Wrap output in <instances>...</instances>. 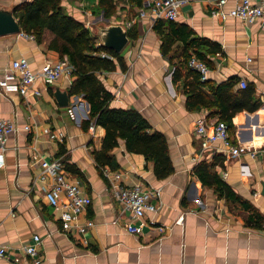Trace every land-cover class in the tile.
<instances>
[{
    "label": "crops",
    "instance_id": "crops-1",
    "mask_svg": "<svg viewBox=\"0 0 264 264\" xmlns=\"http://www.w3.org/2000/svg\"><path fill=\"white\" fill-rule=\"evenodd\" d=\"M24 1L30 0L0 3L11 6ZM98 2L60 0L65 12L90 32L91 23L105 20L125 24L127 32L135 36L121 52L126 70L117 66L98 77L113 95L110 107L138 111L152 130L164 135L174 170L157 179L152 164L142 154L127 152L122 140L110 152L124 185L160 189V196L151 200L156 211L135 222L139 233H129L130 214L115 201L92 155L101 149L104 129L84 128L89 107L82 96H68L67 107H59L54 98L56 88L69 90L73 77L62 76L47 87L37 82L31 89H40V96L0 92V119L17 126L6 140L5 165L0 168V246L6 250L0 264H264V229L251 227V209L219 198L193 172L201 161L214 163L212 170L240 201L264 216V30L237 18L211 16L210 0H190L172 21L190 27L194 32L190 39L205 38L220 46L214 53L207 45L188 49L189 54L197 50L210 61L211 67L205 63L209 68L206 80L219 84L234 76L239 79L237 89L244 88L240 86L243 79L253 85L255 97L262 102L254 112L234 115L230 132L234 144L248 142L256 156H230L221 142L201 146L195 134L197 120L209 126L218 116L210 115L208 109L188 111L181 82H172L173 68L182 65V42L176 41L167 55L161 54L160 34L153 28L157 20L137 15L146 0L142 6L135 0H113L114 11L108 18ZM228 2L226 8L233 0ZM159 20L164 26L171 22ZM19 34L0 36V80L20 57L27 59L31 70L47 61L67 60L48 49L49 32L41 42ZM24 125L30 127L29 132L22 129ZM45 130L58 134V139H50ZM53 159L64 164L67 177L78 180L90 197L89 206L69 232L63 231L58 210L48 205L44 195L53 179H41V162ZM180 217L181 224L177 223ZM87 220L93 226L79 232L77 227ZM33 235L40 238L36 246L39 262L23 254L27 245L34 244ZM15 257L19 260L14 261Z\"/></svg>",
    "mask_w": 264,
    "mask_h": 264
},
{
    "label": "trees",
    "instance_id": "trees-1",
    "mask_svg": "<svg viewBox=\"0 0 264 264\" xmlns=\"http://www.w3.org/2000/svg\"><path fill=\"white\" fill-rule=\"evenodd\" d=\"M135 1L142 6V0ZM98 3L104 17L108 18L114 11L113 0H99ZM13 15L18 20L21 32L32 35L37 42L43 40L45 32H49L52 38L47 45L48 49L57 53L60 58L66 57L73 67V80L68 94L80 95L88 103V119L83 122L84 128L101 126L104 129L101 149L92 152L101 176L104 168L118 169L116 159L110 152L118 146L120 140L124 141L127 152L142 154L146 163L152 164L157 179L169 176L174 169L164 135L152 130L138 111L110 107L113 95L98 77L99 73L113 71L117 66L125 71L123 55L97 45L90 30L67 14L60 0L24 1L15 5ZM153 28L160 34L163 56L170 52L176 41L182 42V65L173 68L171 78L173 83L181 82L188 111L210 110V115H217V120L227 125L230 136L234 115L241 111L254 112L262 105L261 100L254 95L252 84L247 83L244 88L235 89L239 79L234 76L215 84L210 80H203L187 66L188 59L193 55L211 67L210 61L202 53L194 50L189 54L188 49L195 45H207L212 50L210 52H219L221 48L217 43L205 38L190 39L194 32L185 24L171 21L164 26L161 20H157L153 23ZM127 36L129 39L135 37L129 32ZM231 143L234 144L233 141ZM213 167L214 163L201 161L193 168V172L204 186L213 188L219 198L238 201L244 208L251 209L248 218L251 227L264 229V216L252 205L241 202L232 188L212 170Z\"/></svg>",
    "mask_w": 264,
    "mask_h": 264
},
{
    "label": "built area",
    "instance_id": "built-area-1",
    "mask_svg": "<svg viewBox=\"0 0 264 264\" xmlns=\"http://www.w3.org/2000/svg\"><path fill=\"white\" fill-rule=\"evenodd\" d=\"M190 0H146L145 8L138 11L140 19H148L155 21L164 19L174 21L177 18L179 9L188 4ZM209 13L211 16L221 20L227 18H237L246 25L258 24L264 30V0H233L232 5L228 8V0H210ZM21 36L33 38L20 32ZM102 56H105L102 54ZM187 66L197 72L203 80L207 78L209 71L208 66L195 56L191 55L188 59ZM73 67L67 60H56L53 62H45L38 69L31 70L27 59L20 57L11 62L8 70L4 72L0 80V92H18L20 95L26 96L31 94L40 96V89H31V87L39 82L42 86L47 87L55 83L62 76H70ZM245 80H240V86L245 87ZM31 89V90H30ZM93 126L89 127L91 131ZM22 129L29 132L28 125L22 126ZM17 131V126L8 120L0 119V168L5 165L4 151L5 143L8 136ZM50 139H58V134L45 130ZM195 134L201 140V146L207 148L209 144L221 142L226 148V153L230 156H238L241 153H247L250 157L256 156L255 148L248 142L232 144L228 133L227 125L223 121L216 120L207 126L202 119L197 120ZM42 176H49L53 179L50 187L44 189V195L48 205L58 210V218L61 221L62 229L69 232L75 220L90 204V197L82 189L78 180L67 177L64 170V164L59 159L50 161H42ZM104 177L110 184L112 195L115 201L122 205L130 214L131 221L126 223V230L129 233H139L140 226L135 222L142 219L146 213L156 211L155 205L151 202L153 198L160 196V189L150 188L140 184L128 186L122 182V174L118 170H110L104 168L102 170ZM64 198V199H62ZM182 218L177 220L181 224ZM93 226L91 220H87L85 224L78 226L79 232ZM40 238L33 235L34 244H29L23 249V254L31 258L34 262H39L37 255V243ZM6 256V250L0 246V258ZM19 258L15 257L14 261Z\"/></svg>",
    "mask_w": 264,
    "mask_h": 264
},
{
    "label": "water",
    "instance_id": "water-1",
    "mask_svg": "<svg viewBox=\"0 0 264 264\" xmlns=\"http://www.w3.org/2000/svg\"><path fill=\"white\" fill-rule=\"evenodd\" d=\"M15 5L5 6L0 3V36L19 34L21 32L18 20L13 15ZM91 35L99 39V45L121 53L129 38L125 24L106 22L105 20L90 24ZM68 90L55 89L54 98L59 107H67ZM264 194V189L263 192Z\"/></svg>",
    "mask_w": 264,
    "mask_h": 264
}]
</instances>
